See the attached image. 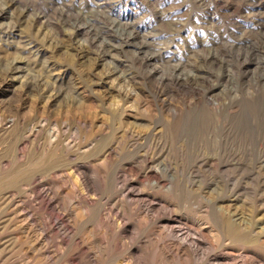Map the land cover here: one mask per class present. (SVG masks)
<instances>
[{
	"label": "rangeland",
	"instance_id": "1",
	"mask_svg": "<svg viewBox=\"0 0 264 264\" xmlns=\"http://www.w3.org/2000/svg\"><path fill=\"white\" fill-rule=\"evenodd\" d=\"M53 128L104 189L42 171L50 210L6 179ZM8 165L0 264H264V0H0Z\"/></svg>",
	"mask_w": 264,
	"mask_h": 264
},
{
	"label": "bare ground",
	"instance_id": "2",
	"mask_svg": "<svg viewBox=\"0 0 264 264\" xmlns=\"http://www.w3.org/2000/svg\"><path fill=\"white\" fill-rule=\"evenodd\" d=\"M13 74V73H12ZM23 86V85H22ZM39 88V87H38ZM37 88V89H38ZM51 89V88H50ZM48 90H44V92L42 94H40V99H50V100H55L57 98V96H59V91L57 95H55V97H53L52 93L51 95L48 93ZM41 91V90H40ZM52 91V90H51ZM49 91V92H51ZM55 91V92H56ZM49 94V95H48ZM61 94V93H60ZM47 101V100H46ZM49 101V100H48ZM48 103V102H46ZM49 104V103H48ZM53 104V103H52ZM71 108V107H70ZM70 110V109H69ZM81 120L78 119V123H80ZM81 123H84V122H81ZM42 131V129H37V128H30L29 132L33 133L34 135L37 134L39 131ZM46 142L44 143V145H42V148L40 150H38L37 148V151L34 152L33 154V159L31 160H28V161H23L22 164H20L22 167H20L19 169H17L14 173L10 174L7 176V179H6V182L7 184H15L17 182H21V181H27L29 183V186L31 187V193H32V196L35 198V199H46V203L44 205V207H48L50 208V210H54V209H58L60 207V203H58L53 195H52V191H51V188L48 186V187H45L44 185V182H45V178L43 179V172L42 171H48L50 173V176L51 177H56L57 178H69L68 176V173H67V169L68 167H70L72 169V171L77 174V176L79 177V180L81 181V184L83 186V189L84 191H90V190H95V189H100L103 188L102 185H103V176L101 175V169L99 168V166L97 165H94L90 160H86V161H80V159L75 156V153L74 155L72 154V152H76L75 150L74 151H71L70 148L73 147V143H71L70 141H66L65 143L62 142V140L60 139L59 137V131L57 128H53L50 130L49 132V135L47 136V138H45ZM65 140V139H64ZM51 150H54L53 152H51ZM50 151V152H49ZM84 152V151H83ZM79 153V151H78ZM90 153V152H89ZM96 153V152H95ZM17 156L19 157H22V159H26L27 155H26V151L24 149H22L20 152L17 153ZM85 156V155H84ZM109 156V155H108ZM104 158V157H103ZM106 158V157H105ZM93 160V159H92ZM10 165V164H9ZM7 166V167H1V172H6L8 170V167L10 166ZM38 166V168H37ZM43 169V170H42ZM48 173V174H49ZM148 173V172H147ZM151 173V172H150ZM113 174H116V173H113ZM153 174V172L151 173ZM117 177V176H116ZM114 177V178H116ZM155 177V176H154ZM113 178V177H112ZM158 178V177H157ZM47 179V178H46ZM154 179V178H153ZM167 179V178H166ZM107 182V180H105ZM113 181V180H112ZM115 183V182H114ZM3 186V183H0V188ZM115 187V186H114ZM104 189V188H103ZM172 189V188H171ZM4 194V193H3ZM79 194V193H78ZM99 194V193H98ZM109 194V193H108ZM80 195V198L84 201H86L87 198H85L84 195L82 194H79ZM27 200V199H26ZM34 200V199H33ZM94 200V199H92ZM28 201V200H27ZM35 201V200H34ZM41 201V200H40ZM45 201V200H43ZM96 202V201H95ZM94 202V203H95ZM34 203V202H33ZM42 203V202H41ZM22 204H25V205H28L25 203V201H22ZM21 205V204H20ZM33 205V204H32ZM40 205V204H39ZM90 205V204H89ZM24 206V205H23ZM28 207V206H27ZM42 207V206H41ZM85 208V207H84ZM115 208V207H114ZM110 209V208H109ZM116 209V208H115ZM114 209V210H115ZM201 209V208H200ZM214 209V208H213ZM112 210V209H111ZM208 211V210H207ZM119 213V212H117ZM209 214V213H208ZM217 214V212H216ZM114 215V214H113ZM116 215H114L115 217ZM111 217V216H109ZM118 217V216H117ZM106 218L107 215H106ZM56 220V219H55ZM62 220V219H61ZM199 220V219H198ZM197 220V222H198ZM218 220V219H217ZM201 221V219H200ZM199 221V222H200ZM63 222V221H62ZM105 222V221H104ZM109 222V221H108ZM111 222V221H110ZM204 222V221H203ZM221 222V225L222 227H224L225 229V232L227 234V236H229L230 238H234L235 239H239L240 238H243V237H246V233L244 230H242L241 228H239L235 222L231 219H224V221H220ZM39 223V222H38ZM114 223V222H113ZM212 223V222H211ZM43 224L40 220V234L44 233V226L45 225H41ZM54 224H55V221H54ZM56 224L58 226V228L62 231H65V229L63 228V224L60 222V220L58 221V218L56 220ZM55 224V225H56ZM108 224V223H107ZM199 224V223H198ZM198 224L196 226H198ZM202 224V223H201ZM207 225V223H205ZM219 224V223H218ZM47 225V224H46ZM206 225H203L202 224V227H206ZM210 225V224H208ZM42 226V227H41ZM111 226V225H110ZM114 226V224H113ZM201 226V225H200ZM211 228H214L213 225L211 224L210 225ZM66 227V226H65ZM54 228V227H53ZM67 228V227H66ZM112 228V227H111ZM208 229L209 226H208ZM207 229V230H208ZM217 230V227L215 228ZM223 229V228H222ZM223 229V230H224ZM46 230V229H45ZM109 230V229H107ZM47 231V230H46ZM193 231V230H192ZM215 230H211V232ZM251 231V230H250ZM49 232V231H48ZM47 232V233H48ZM60 232V231H59ZM219 232V230H218ZM221 232V231H220ZM195 233V232H194ZM253 233V232H252ZM113 234V233H112ZM214 234V233H213ZM220 234V233H219ZM226 234H223V235H226ZM46 235V234H45ZM222 235V234H221ZM109 236H111L109 234ZM215 236V234H214ZM20 237V236H19ZM24 237H27V236H24ZM264 237V236H263ZM185 238V237H184ZM183 238V239H184ZM228 238V239H230ZM20 240L24 239L23 236L22 238H19ZM186 239V238H185ZM28 240V239H27ZM26 240V242H27ZM258 239L257 238H249L245 241L246 244H251V245H254L260 247L261 245L258 244ZM260 240V239H259ZM110 241V240H109ZM178 241V240H177ZM176 241V242H177ZM227 238H226V240ZM261 241V240H260ZM25 242V243H26ZM21 243H24L21 242ZM179 243V241L177 242ZM229 244V243H227ZM232 244V243H231ZM230 244V245H231ZM245 244V245H246ZM115 245V244H114ZM116 246V245H115ZM243 246V245H242ZM247 246V245H246ZM144 247V246H143ZM177 247V245H176ZM248 247V246H247ZM247 247L245 249H247ZM253 247V246H251ZM249 247V248H251ZM253 247V248H254ZM140 248V247H139ZM173 248H174V245H173ZM178 248V247H177ZM175 248V251L176 249ZM241 248L240 246L238 247V249ZM34 249V248H33ZM78 249V248H77ZM76 249V250H77ZM180 249V248H179ZM243 248V251L245 250ZM241 250V249H240ZM248 250V249H247ZM251 250V249H250ZM257 250V249H256ZM259 250V249H258ZM72 251V250H71ZM81 251V250H80ZM113 251V249H112ZM150 251V250H149ZM178 251V250H177ZM181 251V250H180ZM239 251V250H238ZM242 251V250H241ZM76 252V251H75ZM79 252V250H78ZM77 252V253H78ZM83 252V251H81ZM174 252V251H173ZM246 252V251H245ZM256 252V251H255ZM73 253V252H72ZM71 253V254H72ZM244 253V252H243ZM249 253V252H248ZM261 253V251H260ZM259 253V254H260ZM82 254V253H81ZM86 254V253H84ZM171 254V253H169ZM176 254V253H175ZM178 254V252H177ZM176 254V255H177ZM247 254V253H245ZM263 254V253H262ZM234 255V254H233ZM69 256V254H68ZM86 256V255H85ZM84 256V257H85ZM240 256V255H239ZM179 257V256H178ZM68 258V257H67ZM243 258V256H242ZM219 259V258H218ZM42 260V259H41ZM81 261V260H80ZM85 261V260H84ZM141 261V260H140ZM217 261V260H216ZM67 262V261H66ZM69 262V261H68ZM233 262V261H232ZM74 263V262H73ZM189 263V262H188ZM177 264V263H176ZM184 264V263H183Z\"/></svg>",
	"mask_w": 264,
	"mask_h": 264
}]
</instances>
